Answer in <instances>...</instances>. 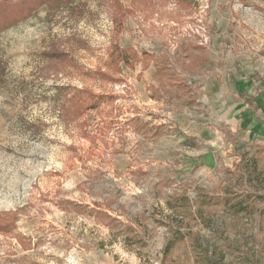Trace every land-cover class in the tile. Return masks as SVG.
Returning <instances> with one entry per match:
<instances>
[{
  "label": "rangeland",
  "instance_id": "obj_1",
  "mask_svg": "<svg viewBox=\"0 0 264 264\" xmlns=\"http://www.w3.org/2000/svg\"><path fill=\"white\" fill-rule=\"evenodd\" d=\"M257 66L264 0H79L2 32L0 264H264V114L225 121Z\"/></svg>",
  "mask_w": 264,
  "mask_h": 264
},
{
  "label": "crops",
  "instance_id": "obj_2",
  "mask_svg": "<svg viewBox=\"0 0 264 264\" xmlns=\"http://www.w3.org/2000/svg\"><path fill=\"white\" fill-rule=\"evenodd\" d=\"M255 71L256 73L253 72L251 74L241 76L240 78H231L229 75L227 81L229 83H234L235 91H233L232 94L228 93V96L226 95L227 93L225 94L227 96V100L229 98V94L230 98L233 99V104H229L225 109V115H228V117L230 116L231 118L229 120L225 119V121H230L232 126L237 127V130H243L249 134L257 132V126L259 123L257 116L261 113L264 114V108L261 107V103H264V93H262L264 91V66H257ZM256 76L257 81H255ZM241 83L247 84V86L250 84L252 88L246 89L240 85ZM225 98L226 97L223 99ZM210 135L211 133L207 130V134H205L204 139H209ZM173 254H184L189 264H199L197 253L192 255L190 250H187L185 253H182L179 250H170L165 253L167 257L172 256Z\"/></svg>",
  "mask_w": 264,
  "mask_h": 264
},
{
  "label": "trees",
  "instance_id": "obj_3",
  "mask_svg": "<svg viewBox=\"0 0 264 264\" xmlns=\"http://www.w3.org/2000/svg\"><path fill=\"white\" fill-rule=\"evenodd\" d=\"M79 0H0V35L8 29L18 26L35 16L41 9L46 8L49 13H55ZM172 247L169 243L165 252ZM207 249V248H205ZM206 264H223L224 256L211 253V257L205 252Z\"/></svg>",
  "mask_w": 264,
  "mask_h": 264
}]
</instances>
